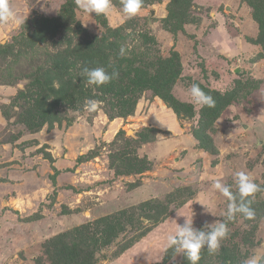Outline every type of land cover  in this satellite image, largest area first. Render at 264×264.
Segmentation results:
<instances>
[{"label": "rangeland", "instance_id": "374dc122", "mask_svg": "<svg viewBox=\"0 0 264 264\" xmlns=\"http://www.w3.org/2000/svg\"><path fill=\"white\" fill-rule=\"evenodd\" d=\"M68 2L8 0L16 19L0 24L16 48L0 55V264H189L168 235L182 216L197 229L224 219L213 184L235 192L237 171L260 186L254 216L228 222L199 264H264V0H143L132 18L121 0L107 15L76 6L70 24L15 44L23 23ZM58 51L77 65L47 82ZM84 66L119 77L89 86ZM193 83L233 94L209 132L215 151L195 136L207 106L192 103ZM87 99L100 110L85 112Z\"/></svg>", "mask_w": 264, "mask_h": 264}, {"label": "clouds", "instance_id": "9594fccd", "mask_svg": "<svg viewBox=\"0 0 264 264\" xmlns=\"http://www.w3.org/2000/svg\"><path fill=\"white\" fill-rule=\"evenodd\" d=\"M74 2L81 10L95 15H107L112 6L111 0H74ZM121 4L124 15L127 18H132L140 12L143 0H121ZM15 19V13L10 8L8 0H0V24L7 25L15 22ZM7 43V40L0 39V46H4ZM126 54L125 47L121 46L119 55L124 57ZM81 76L85 78L86 85L100 87L118 78L119 72L115 69L109 72L105 67L89 68L84 66ZM53 86H57L55 82ZM189 93L194 105L207 106L209 108L215 107L213 97L203 91L198 84L193 83ZM101 103V101L95 99H87L84 102L83 110L95 113L100 110ZM233 186L236 188L235 192L231 191L230 186H226L220 180L214 182V189L228 200L227 211L224 219L212 224L206 223L202 229H197L193 226V216L191 218L182 216L177 211L178 217L182 216L185 219L182 224H179L176 232L167 237V245L172 250L173 259L176 256L183 255L189 264H199L202 249H206L212 255L218 252L221 247V241L227 238L229 234L228 222L233 221L237 215H242L249 219L254 216V210L251 208L252 197L261 190L260 186L244 171H237L234 174ZM204 206L205 212L212 213L207 205ZM260 259L256 256H250L244 261V264H260Z\"/></svg>", "mask_w": 264, "mask_h": 264}, {"label": "trees", "instance_id": "16d2710c", "mask_svg": "<svg viewBox=\"0 0 264 264\" xmlns=\"http://www.w3.org/2000/svg\"><path fill=\"white\" fill-rule=\"evenodd\" d=\"M112 1L114 0H111V2ZM148 1L151 3V0ZM74 7H76L74 0H69V2L65 4L64 7L62 8L60 16L56 18L38 17L27 20L25 23L21 25L19 33L17 34V36H15L14 38L15 44L20 45L22 47L31 46L33 45L32 43L34 41L33 39L35 35L33 33L41 32L44 30H50V32H54V28L56 26L63 24L65 25L67 23L70 24V22H67V19L69 16H72L74 14ZM15 49L16 48H13V46L11 47L10 44L0 46V55H8L12 53V51H14ZM63 56H65L63 52L58 51V53L54 54L53 56V60L55 64L52 65V68L42 70L41 76H43V78L47 82L49 78L50 80H54V79L62 80L64 78L63 75L66 74V71L77 65V63L72 61V58L75 56V52H72V56L69 59ZM73 87L76 86L73 85ZM63 92L65 93L63 96H66V94L69 92L68 88L64 87ZM23 93L24 92L20 93L18 98L24 96L25 94ZM230 96L231 97H229L228 94L222 96L219 93L213 94L212 97L215 100V107L213 108L207 107V110L203 112L201 124H200L201 126L198 128V130H196V134H195L197 140L200 143V147L206 150L215 151L212 138L210 137L209 132H211V128L215 120L220 116V114L223 112L224 108L226 107L225 105H229V103L232 101L233 94ZM81 244L82 243L78 241L74 242L75 248L81 247L82 246ZM86 254L89 253L86 252ZM87 256L88 255H86V258H88Z\"/></svg>", "mask_w": 264, "mask_h": 264}, {"label": "water", "instance_id": "95a60500", "mask_svg": "<svg viewBox=\"0 0 264 264\" xmlns=\"http://www.w3.org/2000/svg\"><path fill=\"white\" fill-rule=\"evenodd\" d=\"M229 10H230V9H229ZM155 15H156V12H155V11H153V12H152V17H153V16H155Z\"/></svg>", "mask_w": 264, "mask_h": 264}]
</instances>
